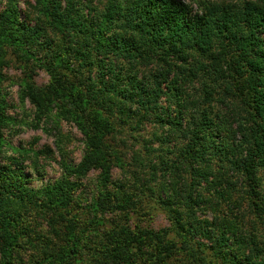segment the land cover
Here are the masks:
<instances>
[{
    "label": "trees",
    "instance_id": "obj_1",
    "mask_svg": "<svg viewBox=\"0 0 264 264\" xmlns=\"http://www.w3.org/2000/svg\"><path fill=\"white\" fill-rule=\"evenodd\" d=\"M19 3L0 9V40L25 55L27 68L49 74L43 88L29 75L24 96L40 115L64 103L84 155L37 191L19 168L0 164V264H264V5L35 0L24 12ZM174 59H196L215 81L232 80L227 88L238 90L242 111L220 114L207 89L190 99L187 82L198 73L187 76L192 70ZM117 167L128 183L113 180ZM91 171L100 188L79 212L81 179ZM142 190L168 226L133 224ZM244 204L258 223L241 220ZM34 211L59 240L36 234L26 222ZM85 213L99 240L76 239ZM98 214L113 217L94 220Z\"/></svg>",
    "mask_w": 264,
    "mask_h": 264
},
{
    "label": "rangeland",
    "instance_id": "obj_2",
    "mask_svg": "<svg viewBox=\"0 0 264 264\" xmlns=\"http://www.w3.org/2000/svg\"><path fill=\"white\" fill-rule=\"evenodd\" d=\"M28 1L31 4L35 3V0H20L19 7L24 12L32 10L27 3ZM185 1L193 4L195 8L197 7L194 0ZM208 1L220 4H232L235 8L247 3L264 5V0ZM6 2L7 0H0V9L6 6ZM2 49L5 50L4 55L7 64L3 70L0 91L3 96L1 99H3V102H6L7 109L5 120L3 121L4 142L0 148V164L2 166H10L14 170L19 168L18 171L21 170L22 174L25 175V178L22 180L26 183V186L37 191L64 177L66 175L65 171L68 170H65V165L75 166L81 161L84 155L83 135L75 121L70 120L69 117L65 118L66 115L62 112L65 106L64 103L54 105L52 110L50 109L44 115L38 114L36 107L24 96L23 81L30 75L36 86L43 88L50 83L49 74L41 68L33 67L32 64L28 65L27 68L24 61L26 60L25 55L13 49L10 45H3L0 40V51ZM195 60H190V65H183L180 61L173 60L178 67H186L181 70L182 72H186L188 69L192 70L191 73H187V76L188 74L192 76L195 72L198 73L197 77L195 75L191 77V82H187L186 88L189 98H199V95H203L207 89L213 93L215 99L213 104L220 114L225 115L231 112L235 106L238 107L239 111H242V99L238 90L227 88V82H232V80L229 78H219L218 81H215L216 75H209V71L202 67V64H198L199 61L196 63ZM205 63L206 61H204ZM175 72L180 74L179 70ZM113 172L114 181L128 183L129 174L126 170L117 167L114 168ZM98 174V171H91L81 179L83 186L80 187L81 189L77 193L80 199L78 201L80 207L77 206L79 212L82 211L83 206L88 209L93 196L98 193L100 188L98 186ZM71 179L75 180L73 177ZM139 194L144 198V207L133 217V224L139 223L143 227L156 230L168 226L169 220L165 211L161 206L148 198L149 196H153L152 193L142 190L139 191ZM245 205L241 209V212L246 213V215L241 220L246 224H253V221L258 223V220L254 216L256 214L250 215ZM80 216L82 218L81 227L76 234V239L99 240V237H95L94 234L89 232V229L92 228L89 219L92 216H88L86 213ZM111 217H113L112 214H98V217H95L94 220L97 218L107 220V223H109ZM26 222L33 224L37 229V235L59 240L52 236L47 220L40 213L34 211L32 216L27 217ZM104 226L106 225L104 224ZM259 226L261 228L264 227L263 224H259ZM82 232H84L83 238ZM36 234L32 233L34 237H37Z\"/></svg>",
    "mask_w": 264,
    "mask_h": 264
}]
</instances>
